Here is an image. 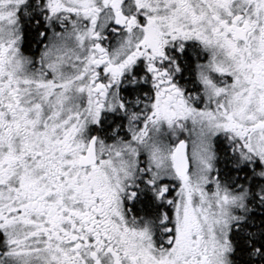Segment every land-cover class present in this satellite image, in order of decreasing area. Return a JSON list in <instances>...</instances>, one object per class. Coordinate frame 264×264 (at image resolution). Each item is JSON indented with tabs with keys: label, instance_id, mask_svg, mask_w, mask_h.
I'll return each instance as SVG.
<instances>
[{
	"label": "snow or ice",
	"instance_id": "1",
	"mask_svg": "<svg viewBox=\"0 0 264 264\" xmlns=\"http://www.w3.org/2000/svg\"><path fill=\"white\" fill-rule=\"evenodd\" d=\"M0 264H264V0H0Z\"/></svg>",
	"mask_w": 264,
	"mask_h": 264
}]
</instances>
